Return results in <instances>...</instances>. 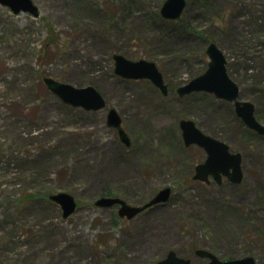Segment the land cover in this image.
<instances>
[{"label": "rangeland", "instance_id": "obj_1", "mask_svg": "<svg viewBox=\"0 0 264 264\" xmlns=\"http://www.w3.org/2000/svg\"><path fill=\"white\" fill-rule=\"evenodd\" d=\"M163 1L33 0L37 16L0 4V264H154L169 249L198 264L196 248L264 264V135L232 102L175 90L206 68L213 41L264 124V0H188L171 22ZM115 52L154 61L168 93L116 75ZM43 76L92 84L107 105L70 106ZM110 107L130 146L107 124ZM181 118L241 153L240 183L192 178L205 152L184 145ZM164 186L169 199L132 219L94 204L104 188L137 205ZM58 191L76 198L67 218L47 197Z\"/></svg>", "mask_w": 264, "mask_h": 264}, {"label": "water", "instance_id": "obj_2", "mask_svg": "<svg viewBox=\"0 0 264 264\" xmlns=\"http://www.w3.org/2000/svg\"><path fill=\"white\" fill-rule=\"evenodd\" d=\"M0 4L8 6L13 13L26 11L34 16L39 13L32 0H0ZM185 5L186 0H164L159 11L165 19H178ZM205 51L209 58L207 67L200 74L178 86L177 93L183 96L195 91H205L214 94L217 98L233 102L235 113L244 124L259 134H264V125L254 115V104L251 101L238 98L239 87L227 73L226 57L223 51L214 42H209ZM112 59L114 62L113 71L116 75L123 78L149 79L162 94L167 93L166 83L155 62L144 58L129 59L121 53H113ZM42 80L47 88L66 104L85 110H98L106 106L105 98L92 84L76 86L68 82L58 81L50 76H44ZM106 122L117 130L120 141L129 146L130 139L122 127L121 117L114 107L108 108ZM179 127L183 143L186 146L198 145L206 153L204 160L194 166L193 179L209 182L211 176L220 183L222 176H226L231 182H241L243 172L240 152L230 151L227 143L202 132L192 119H180ZM170 193V186L162 187L142 205H132L119 196H100L95 199L94 204L100 207H110L117 204L118 215L130 219L147 207L166 202ZM49 198L59 205L63 218L68 217L76 210V199L67 191L50 193ZM195 253L209 257L210 260L206 264H255V259L251 255L220 260L207 249L198 248ZM155 264H190V259L176 255L175 251L171 249L164 258Z\"/></svg>", "mask_w": 264, "mask_h": 264}, {"label": "trees", "instance_id": "obj_3", "mask_svg": "<svg viewBox=\"0 0 264 264\" xmlns=\"http://www.w3.org/2000/svg\"><path fill=\"white\" fill-rule=\"evenodd\" d=\"M188 3H189V1H188ZM187 3V4H188ZM180 19V18H179ZM164 20V22H171L172 20H166V19H163ZM54 30H53V28H52V26L50 27V29H49V35L51 36V40H52V38L55 36V32H53ZM51 40L49 41V40H47V43H49V42H51ZM199 72H201V71H199ZM196 74H198V73H196ZM195 74V75H196ZM167 83V82H166ZM80 85H82V84H80ZM167 85H168V83H167ZM170 86H171V84H169ZM168 85V86H169ZM112 193L110 192V190L109 189H103V191L100 193V196H104V195H111ZM117 195V194H116ZM35 195L33 194L31 197H34ZM213 251V250H212Z\"/></svg>", "mask_w": 264, "mask_h": 264}, {"label": "flooded vegetation", "instance_id": "obj_4", "mask_svg": "<svg viewBox=\"0 0 264 264\" xmlns=\"http://www.w3.org/2000/svg\"><path fill=\"white\" fill-rule=\"evenodd\" d=\"M217 255V254H216ZM219 257V256H218ZM203 260L201 262H199L198 264H205L206 262H208L210 260L209 257H201ZM220 259H227V258H221L219 257ZM191 264H194L192 261H191Z\"/></svg>", "mask_w": 264, "mask_h": 264}]
</instances>
